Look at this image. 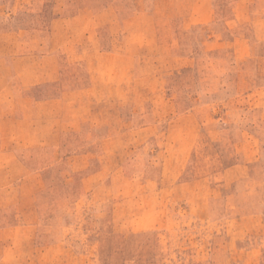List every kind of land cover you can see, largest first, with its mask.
<instances>
[{"label":"rangeland","instance_id":"rangeland-1","mask_svg":"<svg viewBox=\"0 0 264 264\" xmlns=\"http://www.w3.org/2000/svg\"><path fill=\"white\" fill-rule=\"evenodd\" d=\"M56 1L0 0V30L47 36L75 1L119 14L89 41L60 26L56 61L19 64L53 71L38 96L55 102L32 116L38 140L6 143L0 264H264V0Z\"/></svg>","mask_w":264,"mask_h":264},{"label":"crops","instance_id":"crops-1","mask_svg":"<svg viewBox=\"0 0 264 264\" xmlns=\"http://www.w3.org/2000/svg\"><path fill=\"white\" fill-rule=\"evenodd\" d=\"M13 3L12 6L19 4V0H13ZM29 3L30 5L32 4L29 10L40 7L41 10L51 9V12L55 13L57 8L56 0H29ZM75 3L78 2L75 1L74 4L68 3V7L70 6L68 10L74 7L73 11H69L71 17L70 22L61 23L56 21L55 18H52V21L48 22V26H46L47 36H41L42 31L40 30L43 29V24H41L42 27L40 28L38 27L39 25L36 26L32 24L30 26L19 22L15 27H8L0 30V51L3 50L0 52V174H4L8 171L7 166L11 163L10 159L15 161L16 150H9L6 143L12 142L14 139L13 142L19 141L23 138L25 140H38V125L34 122L32 116H35L34 112L36 113L41 108H48L49 104L53 106L55 102V98L53 99V96H51L53 93L49 90V86H45L46 91L44 89L42 91L50 96L45 98H40L38 96L39 90L42 88L40 84L51 85L54 83V81H52L54 78L53 71L48 68L45 79H41L42 81H38L39 79L33 80V77H25L27 73L25 69H20L19 64L28 61L32 62V60L45 62L56 61V57L59 58V56L52 53L50 47L56 39V31L60 30V26H64V30L70 29L72 31L70 32L72 38H79L80 40L86 39L89 41V39L95 38L94 31H97L102 24L100 21L102 14H119V9L114 2L108 3L102 8H96V6H91L84 1H80V4L77 5ZM63 6V9H61L62 7H60V9L66 10V5L63 4ZM22 33L27 37L25 44L30 46V48H28L27 53L21 54L16 40L19 41L18 34ZM14 36H18V38L15 39ZM70 36H66L65 34L64 39ZM96 39V41L100 43V40H98V38ZM39 40L41 43L47 44L48 51L45 54H36L35 51L30 50L35 43L38 45ZM85 44L89 43L86 42ZM90 44H93V42H90ZM74 55L75 54L72 53L65 54L69 61H73L72 58L78 60V57ZM90 55H92V57H89L88 54L83 51V54H79V59L85 62L92 61L94 58L97 59L96 53L93 52V54L90 53ZM3 91H6L7 94H11L14 97L10 99L2 97ZM8 109L28 110L30 111V115L23 114L20 116L17 113H7L6 111Z\"/></svg>","mask_w":264,"mask_h":264}]
</instances>
